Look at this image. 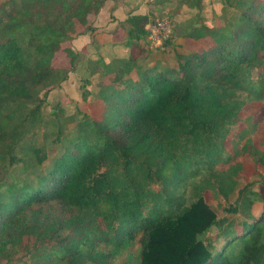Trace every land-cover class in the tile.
Masks as SVG:
<instances>
[{
    "label": "trees",
    "instance_id": "16d2710c",
    "mask_svg": "<svg viewBox=\"0 0 264 264\" xmlns=\"http://www.w3.org/2000/svg\"><path fill=\"white\" fill-rule=\"evenodd\" d=\"M106 1L0 2V264H264V196L241 182L264 168V124L238 127L264 100V0H152L182 20L158 51L204 47L153 58L150 14L130 15L123 58L90 61L101 117L45 116ZM63 47L70 69L53 64ZM207 193L235 206L220 219Z\"/></svg>",
    "mask_w": 264,
    "mask_h": 264
},
{
    "label": "rangeland",
    "instance_id": "374dc122",
    "mask_svg": "<svg viewBox=\"0 0 264 264\" xmlns=\"http://www.w3.org/2000/svg\"><path fill=\"white\" fill-rule=\"evenodd\" d=\"M3 0H0V2ZM152 0H107L105 6L100 10L96 17H91L89 26L91 29H85L82 26L77 27L70 47L74 54H79L82 58L81 62H76L74 70L70 72L68 79L59 87L53 88L50 91L48 102L44 105L45 116L53 110H63L65 115L75 114L81 112L93 119H99L102 115L101 102L97 96L98 85L103 83L104 77L97 73L95 75L90 72V61H95L99 57L105 60L123 58L124 50L122 43L127 38L126 20L130 15H145L150 14V22L146 29L149 32L145 40V47L152 50V57L168 62L169 64H176L174 53L189 54L201 50L206 44L205 40L195 42L188 38L173 37L171 46H164L165 51H158L157 49L165 45L166 40L171 37L172 23L171 21L181 22L177 17H159V13L154 10L155 14H151V7L149 3ZM177 0H174V2ZM176 3V2H175ZM183 19H188L196 15L197 11L191 9H181ZM174 13V8H166V13ZM172 21V22H173ZM156 22H166L169 25L170 31H163L155 27ZM215 23V22H214ZM53 64L55 67H63L70 69L72 61L63 49L56 53ZM99 74V75H98ZM85 80L90 82L87 87L90 90V95L87 100L82 97ZM107 82V80H106ZM86 87V88H87ZM262 122L264 124V100L248 105L241 113V121L238 124L239 128H248L251 123ZM245 128V129H246ZM249 134H253L251 126L248 128ZM43 132L41 130L40 134ZM227 152L232 153L231 144H227ZM259 174L251 177V173L246 171L244 176L246 181L242 182V187L246 183L255 181L253 191H261L264 196V186H260L261 180L264 178V168L260 167ZM206 199L211 207L215 210L218 218L226 217L229 214L228 209L234 207L236 196L230 200L223 198L213 199L210 193L206 194ZM257 208V206H256ZM257 211V210H256Z\"/></svg>",
    "mask_w": 264,
    "mask_h": 264
},
{
    "label": "built area",
    "instance_id": "2783aa9c",
    "mask_svg": "<svg viewBox=\"0 0 264 264\" xmlns=\"http://www.w3.org/2000/svg\"><path fill=\"white\" fill-rule=\"evenodd\" d=\"M155 27L163 31H170L169 25L166 22H156Z\"/></svg>",
    "mask_w": 264,
    "mask_h": 264
}]
</instances>
